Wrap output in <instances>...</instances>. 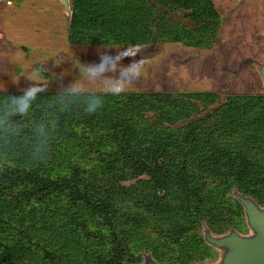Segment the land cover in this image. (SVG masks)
Wrapping results in <instances>:
<instances>
[{
  "label": "trees",
  "instance_id": "trees-1",
  "mask_svg": "<svg viewBox=\"0 0 264 264\" xmlns=\"http://www.w3.org/2000/svg\"><path fill=\"white\" fill-rule=\"evenodd\" d=\"M71 6L68 38L77 45L180 43L210 49L221 23L213 0H71ZM58 93L42 91L29 114L11 117L9 132L0 133V191L15 197L3 198L2 207L67 197V218L94 226L89 235L108 230V254L71 264H137L148 252L164 264L201 262L189 243L184 252L167 255L155 241H139L145 227L161 231L167 246L187 240L191 230L194 245L209 254L215 250L203 239V222L216 234L240 230L238 216L246 226L234 197L237 217L226 218L225 228L214 226L215 195L203 188L207 177L264 206V94L230 96L209 109L206 103L218 100L213 92L121 93L106 95L102 108L89 114L77 104L59 107ZM41 144L43 155L34 159L33 149ZM127 199H140L141 211L119 213L116 204ZM18 251L0 242V264H16Z\"/></svg>",
  "mask_w": 264,
  "mask_h": 264
},
{
  "label": "rangeland",
  "instance_id": "rangeland-1",
  "mask_svg": "<svg viewBox=\"0 0 264 264\" xmlns=\"http://www.w3.org/2000/svg\"><path fill=\"white\" fill-rule=\"evenodd\" d=\"M213 3L221 16L215 45L210 49L187 47L180 43L137 45L136 57L143 56L147 63L143 75L123 93L161 92L177 95L213 92L218 95V100L206 103L209 109L230 96L263 95L264 88L255 66L264 67V0H213ZM31 16L34 24L38 16L42 17L46 28L42 26L40 31L34 27L30 35L28 32L23 34L16 31L14 38L7 44L6 52L1 44L0 97L3 94H21L30 83L24 79L25 72L39 65L45 69L47 76V82L43 84L46 91L43 92H61L75 80L81 79L78 70L81 63L98 62L100 52L116 51L115 48H105L112 47L107 45L71 44L68 38L69 18L59 0H46L45 11L39 14L32 12ZM181 16L174 15L178 19ZM181 21L192 26L189 19L183 18ZM60 57L63 58L62 62L56 64L55 61L59 62ZM132 59L131 56L125 57L122 63L127 64ZM53 79L55 81L50 83ZM89 87L98 90L99 86ZM6 97L0 103H4ZM98 171H102L100 166ZM131 184H135V181L123 185ZM203 188L205 192L215 195L210 205L214 226L225 228L228 225L226 218L237 217L232 191L210 177L205 179ZM7 196L10 200L15 198L10 192L0 191V242L17 247L19 253L16 264H71L84 260L86 255L108 254V230L101 227L94 233L96 236L89 235L86 230L92 232L94 226H77L67 218V197L53 203H43L39 198H33L26 205L18 206L13 202L9 203L11 206L2 207L3 198ZM24 199L28 201L26 197ZM116 205L117 211L122 214L141 211L140 199H127ZM164 217H161L162 220ZM237 221L241 223L239 231L246 232L242 218L238 216ZM101 232L104 238L100 237ZM142 233L144 237L140 239V244L147 245L148 241H155L158 252L161 249L167 255L184 252L189 243L200 263L208 264L218 258L217 252L208 254L194 245L191 230L186 232L189 234L187 240L171 246H167L161 231L145 227ZM78 234L84 236L79 237ZM137 244L132 241L129 245L135 255L138 253Z\"/></svg>",
  "mask_w": 264,
  "mask_h": 264
},
{
  "label": "clouds",
  "instance_id": "clouds-1",
  "mask_svg": "<svg viewBox=\"0 0 264 264\" xmlns=\"http://www.w3.org/2000/svg\"><path fill=\"white\" fill-rule=\"evenodd\" d=\"M137 45L126 47H105L115 48L114 53L102 51L99 53V61L90 64L81 63L78 68L81 79L74 81L67 89L59 92L56 103L59 107L67 110L73 104L82 107L83 111L89 114L96 113L104 104L106 95H120L127 91L142 75L147 63L141 56L136 57ZM133 57L131 62L122 63L125 57ZM60 57L59 62H62ZM25 80L29 85L21 91L20 95H7L5 102L0 105V133H7L11 128V117L27 116L33 106L34 101L43 89V84L47 82L45 69L40 65L30 68L25 72ZM55 81L53 79L50 83ZM49 83V84H50ZM89 85H98V90H92ZM38 132L46 134L45 127L38 125ZM44 139V135L39 137ZM44 145H39L33 149V158L39 160L43 155Z\"/></svg>",
  "mask_w": 264,
  "mask_h": 264
},
{
  "label": "water",
  "instance_id": "water-1",
  "mask_svg": "<svg viewBox=\"0 0 264 264\" xmlns=\"http://www.w3.org/2000/svg\"><path fill=\"white\" fill-rule=\"evenodd\" d=\"M64 13L72 21L74 11L71 0H59ZM264 88V67L256 65ZM232 197L242 206L246 232L230 228L225 233L216 234L203 222L201 233L205 243L213 248L218 258L208 264H264V206L259 204L252 196L242 194L237 188H233ZM138 264H164L158 262L152 252L143 253L142 261ZM189 264H205L193 261Z\"/></svg>",
  "mask_w": 264,
  "mask_h": 264
},
{
  "label": "crops",
  "instance_id": "crops-1",
  "mask_svg": "<svg viewBox=\"0 0 264 264\" xmlns=\"http://www.w3.org/2000/svg\"><path fill=\"white\" fill-rule=\"evenodd\" d=\"M45 9L46 0H0V46L3 44L2 49L5 52L8 51L7 44L12 37L14 38L16 31H21L23 34L28 32L30 35L34 27L40 31L42 26L46 28V22L43 23L42 17L38 16L34 24L31 16L32 12L39 14Z\"/></svg>",
  "mask_w": 264,
  "mask_h": 264
}]
</instances>
